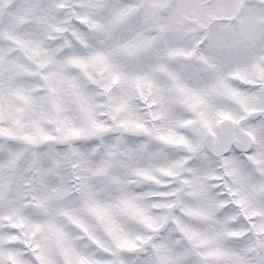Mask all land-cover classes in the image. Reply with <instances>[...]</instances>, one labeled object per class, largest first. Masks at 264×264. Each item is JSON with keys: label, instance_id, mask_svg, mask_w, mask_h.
<instances>
[{"label": "snow or ice", "instance_id": "snow-or-ice-1", "mask_svg": "<svg viewBox=\"0 0 264 264\" xmlns=\"http://www.w3.org/2000/svg\"><path fill=\"white\" fill-rule=\"evenodd\" d=\"M0 264H264V0H0Z\"/></svg>", "mask_w": 264, "mask_h": 264}]
</instances>
